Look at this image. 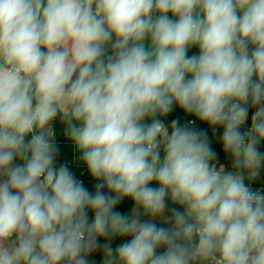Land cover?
Here are the masks:
<instances>
[{
    "label": "clouds",
    "instance_id": "1",
    "mask_svg": "<svg viewBox=\"0 0 264 264\" xmlns=\"http://www.w3.org/2000/svg\"><path fill=\"white\" fill-rule=\"evenodd\" d=\"M0 264H264V0H0Z\"/></svg>",
    "mask_w": 264,
    "mask_h": 264
},
{
    "label": "trees",
    "instance_id": "2",
    "mask_svg": "<svg viewBox=\"0 0 264 264\" xmlns=\"http://www.w3.org/2000/svg\"><path fill=\"white\" fill-rule=\"evenodd\" d=\"M64 159L66 161H72V160L75 159V156H74V154L72 153V151L70 149L64 150ZM222 162H223V158H222ZM78 174H79V172H78ZM130 208H131V202L130 201H125L123 203V205H122V210L123 211H128V210H130ZM95 259L97 260V262H99V259H100L99 255H97L95 257Z\"/></svg>",
    "mask_w": 264,
    "mask_h": 264
}]
</instances>
